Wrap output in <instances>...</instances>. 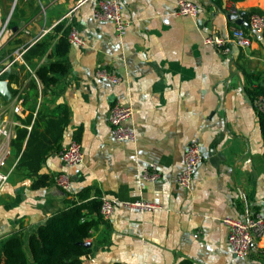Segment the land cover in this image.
Returning a JSON list of instances; mask_svg holds the SVG:
<instances>
[{
  "label": "crops",
  "instance_id": "crops-1",
  "mask_svg": "<svg viewBox=\"0 0 264 264\" xmlns=\"http://www.w3.org/2000/svg\"><path fill=\"white\" fill-rule=\"evenodd\" d=\"M98 1L0 0V79L11 91L10 99L0 96V121L14 138L19 116L32 110L35 120L38 109L54 116L66 109L70 122L61 148L77 140L85 154L78 166L65 163L61 150L47 154L41 172L50 179L36 187L39 175L17 168L20 156L13 148L8 167L14 171L0 191V260L10 238L23 234L27 244L41 224L92 187L101 196L163 207L140 213L118 206L92 230L82 264H264L260 243L248 257L233 253L223 222L264 215V138L259 109L248 94L251 79L264 85V34L229 18L233 7L249 23L250 13L264 14V0H191L200 7L198 17L178 15L179 0H118L129 22L123 37L112 22L96 18ZM72 9L59 23L77 29L85 44H71L69 71L57 74L59 82L44 94L36 71L58 36L45 55L26 60L24 53L53 35ZM211 25L224 36L244 28L253 43L207 44ZM99 68L114 71L120 82L98 78ZM32 81L40 94L27 108L23 101ZM117 101L133 107L135 141L113 137L109 112ZM192 140L203 160L185 189L177 179ZM152 163L160 178L141 180L140 172ZM62 173L71 178L68 189L56 183Z\"/></svg>",
  "mask_w": 264,
  "mask_h": 264
},
{
  "label": "trees",
  "instance_id": "trees-1",
  "mask_svg": "<svg viewBox=\"0 0 264 264\" xmlns=\"http://www.w3.org/2000/svg\"><path fill=\"white\" fill-rule=\"evenodd\" d=\"M70 30V26L59 23L54 28L53 35L35 43L24 53L26 60L43 56L47 53V48L53 46L52 40L58 36V42L47 56V61L36 71V77L43 84L44 94L59 82L57 74L64 75L69 71L65 56L71 46L68 39ZM251 83L248 94L255 102L258 97L264 96V85H254L253 79ZM39 94V87L32 81L28 93L31 99L26 97L24 105L30 108L35 103L34 96ZM19 120L22 125L15 127L16 135L10 143L20 156L17 168L30 176L38 174L35 186H44L50 175L41 172L43 162L47 154L62 149L61 142L70 122L68 111L65 109L61 116H54L38 109L34 120V111L31 110L26 117L19 116ZM259 122L264 138V109L259 110ZM93 192L96 194L91 198ZM100 197L92 187L78 192L77 198L69 201V207L41 224L37 232L29 237L27 244L23 234L10 238L6 242L4 259L0 260V264H82L81 257L90 252V247L83 245V242L103 222Z\"/></svg>",
  "mask_w": 264,
  "mask_h": 264
},
{
  "label": "built area",
  "instance_id": "built-area-1",
  "mask_svg": "<svg viewBox=\"0 0 264 264\" xmlns=\"http://www.w3.org/2000/svg\"><path fill=\"white\" fill-rule=\"evenodd\" d=\"M74 9L66 13L59 21L70 17ZM200 7L191 0H179L177 14L181 16L198 17L200 15ZM230 14H237V10L229 7ZM95 16L101 21H110L114 24L116 33L119 37H123L129 26V22L125 20L122 14V5L118 0H99L95 9ZM57 23V24H58ZM250 29L256 33L264 32V14L252 12L249 15ZM210 33L205 37V43L213 44L218 47H224L228 44H236L242 48H248L253 43V36L248 30L239 26L233 27L231 32L224 36L217 33L214 25L210 27ZM69 42L76 45H84L85 40L80 36L77 29L71 28L68 35ZM21 54H18L20 57ZM96 76L101 79L109 80L113 83H119L120 77L114 71L107 68H99ZM255 105L259 110L264 109V96H260L255 100ZM133 107L121 101L115 102L110 108L109 123L113 137L120 142L135 141L137 133L129 124L133 117ZM14 133L6 121H0V191L2 187L10 179L14 171V167H8V160L13 154V148L10 146V139ZM63 161L71 166H78L84 162V148L80 141L72 140L64 146L59 152ZM203 160V154L196 140H192L187 147L184 156V168L178 176V184L180 187L190 189L194 174ZM160 178V172L157 165L152 163L149 167L144 168L140 172V179L147 181H157ZM56 183L68 189L71 186V178L67 174H59ZM100 213L104 220H109L118 206L130 207L138 210L140 213H146L163 206L156 202L146 200H120L113 197L102 195ZM224 224L229 229V245L233 253L238 257H248L255 247L256 243H260L264 248V215L255 213L247 220H241L233 217H225ZM123 264V263H119Z\"/></svg>",
  "mask_w": 264,
  "mask_h": 264
},
{
  "label": "water",
  "instance_id": "water-1",
  "mask_svg": "<svg viewBox=\"0 0 264 264\" xmlns=\"http://www.w3.org/2000/svg\"><path fill=\"white\" fill-rule=\"evenodd\" d=\"M245 13L240 12L237 14H230L229 18L231 20H235V22L239 25H245L247 27H250L249 23H247L244 19ZM0 96L5 97L6 99H10L11 97V91L8 86V82L6 80L0 79ZM83 245L87 247H91V242L85 241L83 242Z\"/></svg>",
  "mask_w": 264,
  "mask_h": 264
}]
</instances>
